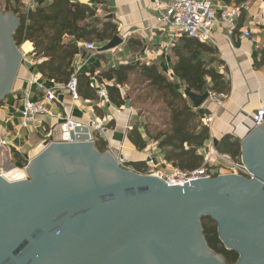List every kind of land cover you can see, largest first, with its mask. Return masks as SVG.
I'll use <instances>...</instances> for the list:
<instances>
[{
    "label": "water",
    "instance_id": "water-1",
    "mask_svg": "<svg viewBox=\"0 0 264 264\" xmlns=\"http://www.w3.org/2000/svg\"><path fill=\"white\" fill-rule=\"evenodd\" d=\"M260 15L264 27V3ZM17 27L0 7V104L23 58ZM121 44L115 36L99 51ZM185 95L197 109L209 93ZM240 147L249 178L225 174L172 187L99 152L86 126L62 133L44 143L23 178L0 171V264H226L205 241L204 217L238 255L233 264H264V122Z\"/></svg>",
    "mask_w": 264,
    "mask_h": 264
},
{
    "label": "crops",
    "instance_id": "crops-1",
    "mask_svg": "<svg viewBox=\"0 0 264 264\" xmlns=\"http://www.w3.org/2000/svg\"><path fill=\"white\" fill-rule=\"evenodd\" d=\"M70 1L86 5L94 11L97 19L113 25L116 28L115 36L122 39V44L112 50L100 52L99 49L113 37L104 42L97 40L76 42L78 53L71 64V76H90V88L95 94L93 100L80 98L78 101L71 100L64 90L65 85L55 84L42 78L34 68L35 62L31 56L32 44L28 41L21 44L19 50L23 58L11 93L0 104V160L5 159L9 167L11 166L10 169H15L17 172L23 169L21 162L15 161L13 157L17 155L27 165L42 151L45 142L61 141L59 125L68 118L79 126L86 127L91 120L101 122L105 137L100 138L93 134V140L104 142L107 145V151L124 167L132 169L127 165L142 164L150 158L153 161L154 170H166L171 164L165 163L163 151H160L157 144L148 140L144 134L143 126L147 122V114L142 105L134 102L135 93L144 84L136 82L135 73L129 75L127 85L118 87L120 96L125 98V105L128 103L129 108H125V105L115 106L110 100L108 105L98 106L99 98L94 84L97 77L111 69L117 70L122 65L136 68L155 66L160 74L168 79L171 78L174 64L172 49L181 37L175 36L174 32L157 22V5L163 11L171 0ZM209 1L214 5L215 10L224 4L221 0ZM38 3L47 5L48 1L39 0ZM261 8V0H249L246 18L244 21L239 19L237 22V25L241 23L237 35L224 25H218L213 30L211 45L218 57L215 69L228 83L229 89L224 94L225 99L220 107L207 99L195 109L186 96L187 104L202 124L204 117L212 116L211 123L206 126L209 129L210 139L199 151L200 155L203 149L214 148L213 140L219 142L226 134H231L241 141L252 129L251 115L258 109H264V67L258 66V50L264 48V30L259 23ZM249 21L253 22L256 28L252 29L249 38H243L241 32L247 27ZM71 43L74 42L71 41ZM89 43L95 45V51L89 52L85 49L86 44ZM97 82L107 87L112 85V82L103 78ZM80 89L84 91L83 86H80ZM45 91H53L56 97V101L49 108L50 115L39 116L27 128H21L20 110L23 96L28 95L31 101L37 102L42 99ZM136 125H140L139 134L146 142L145 149L141 151L135 149L127 139L128 131ZM151 171L153 170L150 169Z\"/></svg>",
    "mask_w": 264,
    "mask_h": 264
},
{
    "label": "trees",
    "instance_id": "trees-1",
    "mask_svg": "<svg viewBox=\"0 0 264 264\" xmlns=\"http://www.w3.org/2000/svg\"><path fill=\"white\" fill-rule=\"evenodd\" d=\"M35 0L32 9H27L23 0H0L4 12L12 13L18 20V27L13 34V41L19 48L28 41L33 46L31 56L35 62L34 68L47 81L67 85L71 79V64L78 53L76 42H104L116 35V28L108 22H102L95 17L86 5L72 3L70 0H47L48 4H37ZM226 5L242 4L248 0H221ZM246 13L240 17L244 21ZM241 23L234 30L237 35ZM66 39H70L69 41ZM73 41L74 43H71ZM174 64L170 79L160 74L155 66L122 65L117 70L111 69L100 77L112 82L111 87H105L109 100L115 106L125 105V98L119 94L118 87L128 84L129 75L135 73L136 82L143 85L135 93L134 102L141 105L152 101L158 105L156 111L157 123L150 119L154 113L144 107L147 122L143 126L148 140L157 144L164 153V161L182 171L198 169L203 164L199 151L210 139L208 127L203 125L193 109L187 104L186 91L202 95L205 91L211 94H225L229 85L215 69L218 62L217 52L210 44L200 43L192 38L181 37L172 49ZM258 66L264 67V48L258 50ZM76 79L78 98H95L90 88V76H79ZM80 86L84 87L82 92ZM130 94V92H129ZM130 96V95H129ZM132 102V103H134ZM136 125L127 133V139L137 149H145L146 142L139 134ZM96 149L104 153L107 145L95 140ZM216 151L227 155L232 161H241L240 140L231 134L224 135L216 146ZM15 161L23 162L17 155ZM136 173L146 174V163L130 164ZM203 236L208 247L216 254L223 256L226 264H233L238 255L227 251L218 239L216 224L209 218L201 219Z\"/></svg>",
    "mask_w": 264,
    "mask_h": 264
},
{
    "label": "built area",
    "instance_id": "built-area-1",
    "mask_svg": "<svg viewBox=\"0 0 264 264\" xmlns=\"http://www.w3.org/2000/svg\"><path fill=\"white\" fill-rule=\"evenodd\" d=\"M23 3L27 9H32L35 6V0H23ZM263 3L264 0H261L262 5ZM248 10L249 0L239 5L222 4L218 10H215L214 5L209 0H171L163 11L157 5V22L164 25L169 31L174 32L176 34L175 36L192 38L200 43L211 45L213 43L212 36L215 27L224 25L234 31L241 15L243 12L248 13ZM254 28H256L254 23L249 21L247 27L242 30L241 36L243 38H249ZM85 49L89 52L96 50L95 45L92 43L86 44ZM105 87V84L101 85L95 81L94 88L99 98L98 106L109 104ZM64 90L72 101L79 100L76 92L75 76L71 77L68 84L64 86ZM208 99L214 105L220 107L225 99V95L209 93ZM21 101L20 127L27 128L35 118L50 115L49 108L56 101V97L53 91H45L40 101L33 102L28 95H24ZM211 120V115L204 117L203 124L208 126ZM250 121L252 128L264 122V109H258L252 114ZM77 126H79L77 123L67 118L59 125V129L62 134L67 133ZM88 129L92 135V139H94L93 134L100 138L105 137L104 126L99 121H89ZM201 156L203 157L202 166L192 171H182L173 165H168L166 170H154L153 161L149 158L145 161L147 170L149 171L146 170V175L154 176L172 187L183 186L185 183L190 184L189 181L215 178L225 174L250 177V174L242 165L241 161L234 162L227 155L219 154L214 148L209 150L203 149ZM150 169L153 171L150 172Z\"/></svg>",
    "mask_w": 264,
    "mask_h": 264
},
{
    "label": "rangeland",
    "instance_id": "rangeland-1",
    "mask_svg": "<svg viewBox=\"0 0 264 264\" xmlns=\"http://www.w3.org/2000/svg\"><path fill=\"white\" fill-rule=\"evenodd\" d=\"M1 11L3 12V13H10V12H4L3 11V9L1 8ZM260 18H261V15H260ZM259 23L262 25L263 24V22H262V20L260 19V21H259ZM263 27V26H262ZM263 29H264V27H263ZM151 104H154L152 101H148V102H146V103H142L141 105L143 106V107H145V108H147L149 111H152L151 113H154L153 111H156L157 110V108H158V105H151ZM150 119H151V121L155 124V123H157V121H156V115H155V113L151 116L150 115ZM0 162L2 163V165L0 166V169L2 170L1 172L3 173V174H7V173H19L21 176L19 177V178H23L24 177V169H25V167L23 168V169H20V170H18V172L15 170V169H10L11 168V166L9 167V165L6 163L7 161H5V159L3 160H0ZM8 180H14L13 178H14V176L12 177V176H8Z\"/></svg>",
    "mask_w": 264,
    "mask_h": 264
},
{
    "label": "bare ground",
    "instance_id": "bare-ground-1",
    "mask_svg": "<svg viewBox=\"0 0 264 264\" xmlns=\"http://www.w3.org/2000/svg\"><path fill=\"white\" fill-rule=\"evenodd\" d=\"M3 176L5 177V178H7V179H9L8 178V176H14V180H18V179H21V178H19L20 177V174L19 173H7V174H3ZM13 181V180H12Z\"/></svg>",
    "mask_w": 264,
    "mask_h": 264
}]
</instances>
